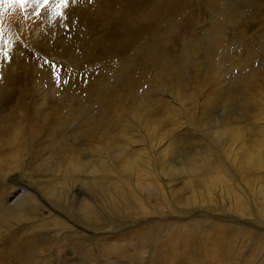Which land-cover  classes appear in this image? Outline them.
<instances>
[{"label":"rangeland","instance_id":"rangeland-1","mask_svg":"<svg viewBox=\"0 0 264 264\" xmlns=\"http://www.w3.org/2000/svg\"><path fill=\"white\" fill-rule=\"evenodd\" d=\"M55 3L0 15V264H264V0ZM161 158L156 199L142 169ZM21 189L39 207L14 208Z\"/></svg>","mask_w":264,"mask_h":264},{"label":"bare ground","instance_id":"bare-ground-1","mask_svg":"<svg viewBox=\"0 0 264 264\" xmlns=\"http://www.w3.org/2000/svg\"><path fill=\"white\" fill-rule=\"evenodd\" d=\"M22 130H24V124H23V122L19 121L18 122V129H15L13 131V135L12 136L9 135V136L6 137V142L10 146V150L7 152L9 154V159H10V162L8 163V165H11V166L15 167L14 171H18L19 174L24 177L25 176L24 172L26 171L25 168L28 166V162L23 163V161H21L23 159V155L25 154V153L22 154V150L21 149L23 147H24V149L27 148V145L28 146L30 144L33 145L34 140L31 137L28 140V136H27L28 134L25 131H22ZM255 142H256V140H254L253 143L249 147L246 148V150L248 151L247 152V158L248 159H250V151L249 150L253 148ZM128 143H131V142H128ZM25 145H26V147H25ZM26 153H27V151H26ZM5 159H6V157L4 159L0 160V174L3 175V178L0 179V187L2 188L1 189L2 196L0 198V202H1L0 209L6 207L5 196L8 193V191H13L14 192V190H15L14 186L9 185V181L7 180V175H9L10 170L3 171V165L5 163ZM162 161H163V159L161 158V159L157 160L155 162V164H153L151 166H148V167L144 166L143 169H142V170H145V173H147L148 176H149L148 179H147L149 181L147 186L152 185V188H153L152 190L156 191V193H157V194L154 193L155 194L154 197L156 199H161L160 197L163 198L164 197L163 194L165 193V190H167V185H166V182H165L163 176L160 175V172L156 170V167L161 165ZM256 161H257V163L259 161V167H261L260 164L264 165V136L261 137L260 151L258 153V157H256ZM21 162L25 166L23 164H21ZM263 167H262V169H263ZM135 171H137V170L135 169ZM263 171H264V169H263ZM130 184L132 185L134 191L137 192L138 195L142 196L141 200L142 199L143 200H147V198L145 197V194L141 193L142 187L140 186L139 178H138V176L136 174L134 175V177H131ZM54 189L56 191L60 192V190L58 188H54ZM148 191L150 192V189H148ZM63 192H65V191H63ZM65 194H66V192H65ZM63 198L66 201L67 200V195H65ZM62 200L63 199L60 198L59 201H62ZM206 200H207L209 206L214 208V212L217 211V209H220L222 207L221 203H220L221 194L219 195V194H217L216 192H214L212 190H211V192L208 195V199H206ZM160 201L163 202V200H160ZM139 203H140V200H139ZM53 204L54 205H51L53 208L57 207L61 211H64L66 214H70V209H69V206H68L67 203H65V202L64 203H58V202H56V203H53ZM142 204L144 205L146 203L142 202ZM39 205L40 204L36 201V199L30 193L24 191L23 189H21V194H19L18 199L13 202V207L16 208V209H20V210L37 208V207H39ZM253 209H255V208H253ZM79 210H80V213H79L80 216H82V217H86L87 216V214H86V212H85V210L83 208H79ZM39 215H43V218L39 219V222H42V224L47 225V223H48L47 220L49 218L51 221L61 222L65 226V228L67 229L69 234L72 235L73 237H76V238L82 237V234H80L78 230L74 229L73 227H71L68 224L69 220L73 221V222L75 221V220L71 219L70 215H69L70 216L69 220L67 219L66 215H65V217H62V216H60L58 214H55V213H52V212L51 213L49 212L48 214L39 213ZM211 217L212 218H218L215 214L211 215ZM0 218L4 219V214H2L1 211H0ZM181 218L182 219H186L187 218L188 221H191V219H193L191 217H181ZM63 225H59L56 228H62ZM262 226H263V230H264V224ZM10 229H13V228L10 227ZM2 231H0V232L2 233Z\"/></svg>","mask_w":264,"mask_h":264},{"label":"snow or ice","instance_id":"snow-or-ice-1","mask_svg":"<svg viewBox=\"0 0 264 264\" xmlns=\"http://www.w3.org/2000/svg\"><path fill=\"white\" fill-rule=\"evenodd\" d=\"M29 0H0V15L3 14V11L6 10L5 6L7 7H15L19 6L21 10L25 8V6L28 4ZM34 3H36L39 7H45L47 6L51 0H33ZM69 0H56L55 3V15L57 16H63L64 12L63 9L67 7ZM3 33L0 32V36H2ZM3 55L5 57L8 56L7 51L3 52Z\"/></svg>","mask_w":264,"mask_h":264}]
</instances>
